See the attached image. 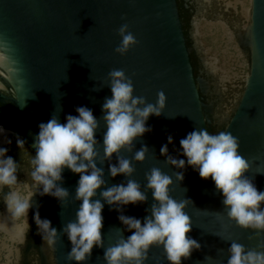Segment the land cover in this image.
Returning <instances> with one entry per match:
<instances>
[{
	"label": "water",
	"instance_id": "water-1",
	"mask_svg": "<svg viewBox=\"0 0 264 264\" xmlns=\"http://www.w3.org/2000/svg\"><path fill=\"white\" fill-rule=\"evenodd\" d=\"M124 24L137 44L120 55L115 49ZM113 69L124 70L132 80L135 97L152 104L160 91L167 97L161 115L146 122L152 130L134 142L133 152L122 150L121 155L132 160L136 171L129 179L140 183L142 191L145 173L156 167L172 177L173 199L192 202L185 209L192 219L188 235L201 249L182 264H227L232 241L262 250L258 245H264V231L241 229L230 220L211 178L201 179L192 167L181 170L166 164L160 149L171 135L169 154L186 161L180 140L188 133L203 128L228 131L239 139V152L251 165L245 175L264 191V0H0V127L5 130L0 131V147L20 164L21 195L36 191L30 176L32 144L39 124L52 116L66 123L67 115H78L77 107L92 110L100 121L96 139L103 157L102 105L112 96L108 73ZM17 135L26 141L28 153L17 147ZM142 146L148 151L138 163L132 158ZM111 163H117L115 156ZM108 165L97 161L106 184L93 198L104 203V246L94 247L84 264H106L104 250L121 235L126 239L132 234L118 216L143 222L154 203L147 190L146 203L127 205L122 213L108 206L100 192L128 179L112 178ZM178 171L184 172L182 182L176 180ZM62 176L58 183L69 197L60 202L34 194L28 231L22 218L7 212L4 197L12 189L0 190V264H76L67 260L71 243L62 228L76 219L79 175L64 169ZM37 210L59 232L53 247L38 234ZM206 256L213 259L206 261ZM145 264H168L163 248L153 246Z\"/></svg>",
	"mask_w": 264,
	"mask_h": 264
},
{
	"label": "clouds",
	"instance_id": "clouds-1",
	"mask_svg": "<svg viewBox=\"0 0 264 264\" xmlns=\"http://www.w3.org/2000/svg\"><path fill=\"white\" fill-rule=\"evenodd\" d=\"M121 37L120 45L115 49L120 55L126 54L137 44L135 36L124 24L118 29ZM112 96L106 98L102 105L103 121L106 131L103 134V157L97 150L100 142L96 139L100 121L87 107H77L78 115H67L66 123H61L58 117L52 116L47 123L39 124V132L34 137L32 147L35 155H30L32 171L30 173L35 192L21 195L17 190V172L20 169L11 156H7V148L0 147V190L4 187L12 189L5 197L7 212L16 219H23L29 224L27 216L33 207L32 197L49 195L60 202L65 201L70 193L60 186L64 169H69L79 175L75 190V200L81 201L76 211L75 221L63 226L62 231L71 243L67 254L68 261L84 264L94 247L103 248V208L97 190L105 186L104 170L97 167V161L109 162L108 171L112 178L125 176L126 184L113 185L100 192V197L121 212L127 205L147 202L146 191L151 190L154 203L149 215L143 222L135 217L124 214L118 216L120 222L131 232L126 239L121 235L117 242L104 250L103 259L106 264H145L149 259L150 249L162 247L168 264H182L191 258L193 251H199L201 244L188 234L192 231V219L185 212L190 200L177 201L170 196L173 184L171 176L153 167L145 173L147 181L145 191L141 184L129 179L136 171L132 160L121 155L122 150L133 152L134 142L152 129L146 126L150 116L159 117L166 107L167 97L163 91L157 93L155 104L147 103L144 97H135L133 82L122 69H113L108 73ZM0 131L5 130L0 127ZM168 143L160 149V154L166 157L165 163L176 169L192 167L197 170L201 179L209 178L215 184L216 190L223 195V205L227 217L241 229L264 231V191H258L254 183L245 175L250 170V163L239 152V139L228 131L210 133L208 129H197L188 133L180 140L182 155L185 159L173 157L168 152V144L173 143L171 135ZM11 144V140L5 141ZM17 147L22 153L27 152L26 141L17 135ZM147 146L135 150L133 160L138 163L146 159ZM113 156L117 163H111ZM176 180H184V172L175 173ZM42 188V191L40 189ZM38 234L48 246L57 243L59 232L51 226V221L41 219L39 211L34 215ZM248 249L245 245L232 241L227 249V264H264V245ZM206 256V261H211Z\"/></svg>",
	"mask_w": 264,
	"mask_h": 264
}]
</instances>
